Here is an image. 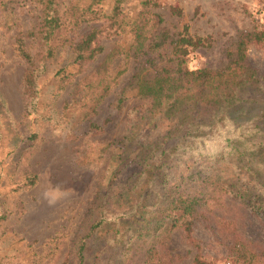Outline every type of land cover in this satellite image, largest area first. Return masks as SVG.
Listing matches in <instances>:
<instances>
[{
	"label": "trees",
	"instance_id": "16d2710c",
	"mask_svg": "<svg viewBox=\"0 0 264 264\" xmlns=\"http://www.w3.org/2000/svg\"><path fill=\"white\" fill-rule=\"evenodd\" d=\"M9 1L0 0V4ZM34 1L38 23L17 43L27 64L25 110L37 123L91 119L129 71L131 61L136 64L117 104L122 108L130 99L140 104L128 114L127 130L114 154L116 167L98 187L76 237L71 264H86L91 240L104 243L97 260L107 247L116 250L110 264H183L164 250L176 230H182L198 249L192 264H215L219 260L206 258L195 237L197 225L210 216L229 238L224 260L264 264V245L252 243L239 233L235 220L217 214L235 200L264 223V70L251 63L249 54L253 47L264 48V29L242 32L228 50L224 67L190 69L187 57L191 50L206 47L210 38H194L186 29L185 35L174 39L159 26L161 19L148 17L149 10L141 11L123 28L121 5L128 0ZM106 2L116 6L105 17L119 29H129L133 44L126 52L124 68L111 67L113 53L88 71L105 47L99 29L86 34L79 30L102 20L98 7ZM150 3L147 0L144 8ZM28 38L36 43L35 52ZM169 46L173 56L161 67L160 59ZM64 49L74 54V64L80 69L75 74L61 71L64 75L55 101L42 109L41 78L49 61ZM69 87L70 98L59 110L56 102ZM9 115L0 90V143L10 135L16 140L21 137L16 127L11 130ZM165 120L169 128L153 135ZM38 138L34 133L29 140ZM37 180V174L19 179L16 191L35 186ZM2 205L0 230L14 212L10 206L4 210L5 201Z\"/></svg>",
	"mask_w": 264,
	"mask_h": 264
},
{
	"label": "rangeland",
	"instance_id": "374dc122",
	"mask_svg": "<svg viewBox=\"0 0 264 264\" xmlns=\"http://www.w3.org/2000/svg\"><path fill=\"white\" fill-rule=\"evenodd\" d=\"M128 0L121 5L124 27L141 11L149 10L148 17L160 20L159 26L169 31L172 38L185 35L186 29L194 38H210L206 47L192 49L187 57L190 69L222 68L228 59V50L242 32L264 29V0ZM34 0H12L0 4V90L8 102L9 123L20 132L17 140L10 135L0 143V215L2 203H7L14 212L0 230V264H71L76 237L96 199L101 183L116 167L114 154L117 141L127 130L129 112L140 103L130 99L119 108L117 100L121 89L128 83L136 64L129 71L91 119L75 122L60 119L50 123L36 122L25 110L27 97L23 77L26 62L18 51V39L26 36L38 23V12ZM115 2H106L98 7L102 20L86 24L80 33L99 29V39L105 50L88 71L98 68L114 53L111 67H125L126 52L133 44L129 29H119L108 17L113 14ZM131 24V23H130ZM29 47L36 51V43L26 39ZM251 63L264 70V48L250 50ZM169 46L160 59V66L172 57ZM74 54L64 49L49 61V68L41 78L42 93L40 107L45 109L55 101L60 78L66 73H77ZM65 70L61 73V71ZM78 78V77H77ZM71 88L63 91L56 102L62 110L70 98ZM66 102V103H65ZM165 120L153 132L161 134L169 128ZM38 133L37 141L29 137ZM2 143H4L2 145ZM212 146V145H211ZM214 149L211 147L210 152ZM30 174H37L35 186L16 191V182ZM217 214L236 221L238 231L252 243L264 245V223L252 214L249 208L240 206L235 200ZM195 237L200 243L201 253L215 264H232L224 260L227 256L229 238L220 230L214 216L197 225ZM104 248L101 240H91L86 249V264H110L116 250L107 247L97 260V253ZM165 251L174 261L192 264L198 249L189 243L182 230L174 231Z\"/></svg>",
	"mask_w": 264,
	"mask_h": 264
}]
</instances>
